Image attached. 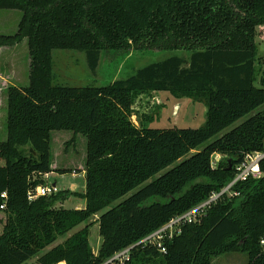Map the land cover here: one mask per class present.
I'll return each instance as SVG.
<instances>
[{"label":"trees","instance_id":"16d2710c","mask_svg":"<svg viewBox=\"0 0 264 264\" xmlns=\"http://www.w3.org/2000/svg\"><path fill=\"white\" fill-rule=\"evenodd\" d=\"M0 9L22 11L18 31L0 34V46L27 38L31 57L30 84L5 91L0 264L35 257L31 264H103L131 245L126 264H212L227 252H245L248 264H264V175L236 183L192 220H182L165 237V253L156 244H137L220 194L248 153L264 151V73L256 85L264 0H0ZM131 47L191 55L170 56L101 86L55 82V49L84 51L96 71L102 51ZM154 91L200 95L206 123L137 126L134 104ZM55 130L72 131L74 144L78 135L86 137V190L30 200L45 174L72 171L52 168ZM216 154L226 159L213 166ZM71 197H82L86 206H58ZM98 214L103 242L97 255L89 225L45 251Z\"/></svg>","mask_w":264,"mask_h":264},{"label":"rangeland","instance_id":"374dc122","mask_svg":"<svg viewBox=\"0 0 264 264\" xmlns=\"http://www.w3.org/2000/svg\"><path fill=\"white\" fill-rule=\"evenodd\" d=\"M22 18V11L18 9H0V34L13 35L18 31ZM258 48L256 60V85L264 73V35L256 36ZM55 82L61 85L83 87L87 85L101 86L116 79L127 78L137 69L150 63L166 59L170 56H181L189 60L191 51L185 49H137L131 47L126 51H102L99 68L92 71L88 65L84 51L73 49H55L53 51ZM31 57L28 39L14 46H0V141L7 138V94L9 86L26 87L30 84ZM194 96L175 97L167 91H154L139 95L134 107L132 120L137 126L152 128H199L207 120V106L203 100ZM241 122V121H240ZM238 122V123H240ZM237 123V124H238ZM236 124V125H237ZM73 132L69 130H55L51 135V163L53 167L72 169L60 173L52 171L45 180L49 186L55 185L58 191L70 190L83 193L86 190L85 167L87 153V139L78 135L76 143H70ZM217 155L219 159H226ZM217 162V161H216ZM62 169V170H63ZM226 186L222 192L226 191ZM227 193L230 190L226 191ZM65 208H84L86 200L82 197H71L67 201L58 203ZM100 214L95 215L88 222L82 223L65 236L46 248L62 244L76 231L90 226V244L94 254L99 253L103 238L99 232ZM1 232V228H0ZM37 257L25 264L36 262ZM212 264H248L245 252L221 253L213 259Z\"/></svg>","mask_w":264,"mask_h":264},{"label":"built area","instance_id":"2783aa9c","mask_svg":"<svg viewBox=\"0 0 264 264\" xmlns=\"http://www.w3.org/2000/svg\"><path fill=\"white\" fill-rule=\"evenodd\" d=\"M216 154L213 158V166L217 165V162L219 159L217 158ZM220 156V155H219ZM264 160V151H255L252 153H248L243 162L236 167V175L234 179L230 182L228 185V189L230 190L233 185H235L238 182L246 181L249 178L258 179L264 175V172L261 168V163ZM217 161V162H216ZM50 173H47L44 175V179H47L49 177ZM226 190V191H227ZM224 191V192H226ZM57 187L55 185L49 186L47 184L40 185L36 187L35 190H32L29 192V199L34 200L35 198L39 196H49L54 193H57ZM220 194H214L208 201L203 203L202 205L198 206L197 208L187 212L186 214L179 216L175 219H173L169 224L165 225L164 227L160 228L159 230L153 232L152 234L148 235L144 239H142L140 243H152L156 244L158 248L162 252H166V248L163 245L165 237H172L174 231L178 229V225L181 223L182 220H192L197 212L202 208L211 203L212 201L216 200L222 193ZM4 197H6V193L3 194ZM5 203L1 206L2 209L5 208ZM136 244V245H137ZM262 244H264V241H262ZM135 245H131L119 252H117L113 257L108 259L103 264H126L131 259V250Z\"/></svg>","mask_w":264,"mask_h":264},{"label":"crops","instance_id":"0c3cea01","mask_svg":"<svg viewBox=\"0 0 264 264\" xmlns=\"http://www.w3.org/2000/svg\"><path fill=\"white\" fill-rule=\"evenodd\" d=\"M53 169H55V167H52ZM83 173H85L84 171H82ZM82 208V207H81ZM61 263H66V262H61ZM61 263H59V264H61Z\"/></svg>","mask_w":264,"mask_h":264}]
</instances>
